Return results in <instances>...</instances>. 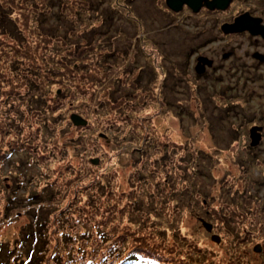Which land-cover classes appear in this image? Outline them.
<instances>
[{"label":"rangeland","instance_id":"obj_1","mask_svg":"<svg viewBox=\"0 0 264 264\" xmlns=\"http://www.w3.org/2000/svg\"><path fill=\"white\" fill-rule=\"evenodd\" d=\"M28 1L0 0V8L11 21L1 24L0 19V239L18 247L34 238L33 230L38 234L40 225L41 240L71 246L73 241L61 233L69 231L73 235L96 224L107 234L108 242H98V250L92 249L97 243L85 249L87 255L98 258L108 243L117 241L121 249L118 253L136 251L142 262L150 264H264V226H253L262 217L264 222V187L258 198L251 192V188L257 190L254 180L262 182L264 178V164L260 167L247 161L250 156L243 148L251 142L258 156L264 158V121L256 119L264 110V38L252 43V36L219 34L216 29L226 20V13L207 15L201 9L194 14L187 9L189 13L179 19L180 13L174 17L159 0H53L46 6ZM115 2L122 9L111 4ZM33 4L37 10L31 9ZM256 4L262 6L264 1L256 0ZM262 9L264 14V6ZM231 10L236 11V6ZM45 26L59 34L47 35ZM208 33L216 40L201 46L203 37L213 38ZM191 47L199 48L196 57L190 58L192 76L174 89L169 84L174 78L166 81L165 74L176 65L181 72L191 70L187 66ZM111 48L123 50V57L116 52L109 57L113 63L108 64L110 74L116 65L124 63L144 66V82L149 75L164 80L166 90L162 92L168 95L164 97L167 102L154 119L161 125L162 132L157 133L168 131V139L191 140L189 161L197 167L192 185L198 190L194 189L197 191L190 202L191 167L187 171L191 177L185 176V184L176 187L184 190V194L177 191L176 198H186L185 203L174 208L165 205L168 192L152 169V160L162 161V171L169 170V178L161 176L164 183L170 184L172 177H177L170 171L167 158L172 155H164L162 150L171 141L159 148L154 134L146 143L144 157H133L128 152L130 145L122 154L112 156L119 144L100 136L103 127L94 132L95 142L70 126L71 114L85 119L80 111L92 112L94 106L85 105L94 93L80 87L84 83L94 89L91 81L98 79L87 78L91 71L88 64L95 59L107 63L103 54ZM37 50L42 55L34 57ZM85 54L89 56L83 57ZM195 70L202 72L197 74ZM116 74L123 73L118 70ZM198 76L201 82L196 83L193 78ZM36 84L41 88L36 92L39 95L26 105ZM227 85L230 87L224 92ZM63 91L68 92L66 105L58 111L63 101L57 95L63 96ZM84 92H88L86 102ZM223 92L227 95L224 100ZM235 94L243 95L245 101ZM150 101H133L131 117L137 111L153 113L159 99ZM137 103L143 106L135 109ZM243 116L255 119L249 135L240 133L243 138L238 139L234 137L235 122ZM39 117L44 120L39 121ZM126 119H122L121 132L115 135L119 143L131 126ZM98 123L96 120L94 124ZM109 134L112 136V130ZM131 140L134 146L144 143L141 136ZM194 150L200 152L197 158ZM136 170L146 176L145 183L129 177ZM157 188L161 193L157 194ZM233 194L236 198L230 202ZM203 196L210 197L212 208L200 204ZM168 203H172L171 197ZM200 217L208 218L217 230L208 231L199 223Z\"/></svg>","mask_w":264,"mask_h":264},{"label":"trees","instance_id":"obj_2","mask_svg":"<svg viewBox=\"0 0 264 264\" xmlns=\"http://www.w3.org/2000/svg\"><path fill=\"white\" fill-rule=\"evenodd\" d=\"M22 1L24 2V1H28V0H22ZM31 1H34L33 3L44 4V6H46L45 5L46 2H53V0H40V1L39 0H30V2ZM159 2L160 3L162 2L163 3V4L161 3L162 6L165 7L171 14L174 13V11L171 10V8L166 4L165 1L159 0ZM49 4H50L49 6H51V3H49ZM111 4L120 6L116 2L111 3ZM30 7L32 10H34V9L37 10V8H38V7L36 8L35 4H33V6L31 5ZM120 8L122 9L121 6H120ZM8 12H9V10H8ZM41 18H44V17L42 16ZM0 19L2 21L1 24H3L5 21L9 20L6 17L5 11L3 10L2 7L0 8ZM179 19H181V18H179ZM105 24L107 25V27H110L109 24L107 23V21L105 22ZM0 26H2V25H0ZM36 28L39 29L38 32L43 33V29L41 27H39V28L36 27ZM45 30L47 32V35L48 34H54V36L56 37L59 34V33H54L52 31L50 32L46 28V26H45ZM4 31L7 32V30H4ZM68 31H69V28H67L66 32H68ZM15 32L16 31L14 29L11 32V34H13ZM107 33H108V30H107ZM208 34H211V33H208ZM17 35H19V34L17 33ZM17 35L14 34L12 36H14L15 39H19L17 37ZM228 35H231V34L228 33ZM211 36H213V35L211 34L210 37ZM114 37L118 38L117 35H114ZM220 39H221V37H220ZM214 40H216V37H214V36H213V38H209L208 36H205L201 39V41H202L201 46H205ZM97 46H100V44H97ZM198 50H199V48L191 47L187 51V55H188L187 66L191 69L189 72H181L180 66L176 65L174 67L171 66L169 72L165 74L164 80H166V81L167 80L169 81V78H174V80L169 82V84L171 86H173L174 89H176L178 87V85L180 86L181 82L187 80L189 77L192 76L191 72H193V65H192L193 62H190V58L193 55H194V57H196ZM109 51H111V52H107L106 54H103L104 57H107V59H106L107 63H106V61H103V63L98 62L95 59L88 64L89 66H91V69H90L91 71H88L89 73H88L87 78L90 79V81L92 79H98V80H96V82H95V80L91 81L93 86H94V89L89 88L84 83H82V85L80 87L81 91L92 92V93H94L93 96L97 97V98H95V97L89 96L88 97L89 101L86 102L85 95H87L88 92H84V94L82 95V98L84 97L83 101L86 102V104H87V105H85V107L94 106L91 113H90L89 109H83L82 111H80L82 113V115L85 117V119L87 120V122L85 124H80V125H78V124L74 125L73 122H71L70 126L75 128V129L77 128V129L81 130L82 134L88 135L90 137V140H94L95 142H97L96 141L97 139L92 138L95 135L94 132H96V131L100 132V129L103 127L102 129L104 131L103 132L101 131L102 135H100V136L105 137V138L109 137L119 144V148L113 154H111L112 156L119 154V153L122 154V152H125L126 150H128V147L130 145L131 148L128 152L134 154L133 157H136L137 155H138L137 159L144 157L146 154V151H147L146 150V143L150 142L151 139L149 137L153 136L154 134H155V136H158L157 141L155 143H156V145L158 144L157 147H159V148H161V145L163 142H170L171 141L170 146L168 147V145H163L162 150L164 152V155H166V154L172 155V156H168L167 158L171 162L170 169H172V170H170V171H173L176 174L177 177H175V178H177V179L172 177L170 184L164 183V182H166V180L164 178H161V176L164 174L167 176V173L169 172V170H165V172L162 171V161L161 162H157V161L154 162L152 160V163H153L152 167L153 168L152 167L151 168L155 169L154 172L160 178V180L163 184L164 191L168 192L167 194H165L166 195V198H165L166 202L163 200L165 205L166 206L172 205V207L174 208V206L178 205L179 203L181 205H183L185 203L184 200L186 198L184 200H183V198H180V199L176 198L178 192H180L181 194H184V190L183 189L176 190V187H177V184H185L184 178H185V176L189 177L190 174H188L187 171H189L188 169L191 167L192 178L190 179V181L188 179V181L190 182L191 190L187 192V194H188L187 199H188V202H190V200L192 198V194H194L195 191L198 190V188H194V186L192 185L194 171L197 167L196 166H195L196 168L192 167L193 165H191L190 161H189V159L191 158L190 153H189L191 140H189V141H187V140L177 141L175 139L174 140L168 139L166 136V135H168V131H166L165 133H157V132H162L161 130H159L161 125L158 121H156V119H154V117L159 116L160 112H162V109L165 106V102H167V100L164 97H166L168 95H164V93L162 92L163 90H166L164 80L159 81L157 78L154 77V75H149V77L147 78L148 81L144 82V80L146 79V77H144V71H145L144 66H142L140 68L129 67L124 63L120 64V65L119 64L116 65L114 73L110 74L109 68H111V67L110 66L108 67V64H113V63L109 60V57L115 52H116V55L118 57H123V52H122L123 50H121V49L117 50V48H111V49H109ZM37 52H38V54L33 53L34 57H39L42 55L40 53V50H37ZM74 56H76V53ZM86 56H89V55L85 54L83 57H86ZM98 59H100V58H98ZM102 59L104 60L105 58H102ZM102 59H100V60H102ZM39 63H40V65H42L41 62H39ZM99 64H101V65H99ZM106 64H107V67H105ZM118 70L122 71L123 74L117 75L116 73ZM201 70L204 72V69H201ZM195 72L197 74L201 73L199 70H195ZM83 73L85 74V71ZM50 74L54 75L53 72L52 73L50 72ZM91 75H92V77H91ZM200 76H198L197 78H193V80H195L196 83L201 82ZM35 87H36L35 88L36 91L33 90V93L31 94L30 100L28 101V103H26V105H29L31 103L33 96L39 95L36 92H37V90H41V88H40V86H38V84H36ZM229 87H230L229 85L225 86L224 92L225 91L227 92V88H229ZM224 92L221 95L222 100L226 99L225 97L227 96V95L225 96ZM63 93H64L63 96H61L60 94L57 95V97H60L63 101V103L61 105H58V111H61V108L66 105L65 99L67 97L68 92L63 91ZM99 95L102 96L103 98H98ZM232 95H234V94H232ZM235 95L236 96H234V97L241 99V101H245V99H246L241 94H235ZM160 96H162V98H160ZM129 97H131V99ZM155 98H158L159 101L156 104L155 108L152 110L153 113L146 115L140 111H137L136 116H134L133 118L131 117L130 113L132 112L131 110H133V108H130V106H132L133 101L138 102L140 104H143L144 102H151L150 100L154 101ZM74 105L75 104H73L72 107H74ZM133 106L135 109H137L139 107H142L143 105L138 104V105H133ZM66 108L68 109L69 107H66ZM100 109H102L101 112L99 111ZM123 110H125V112H123ZM227 110H230V109H227ZM157 111H159V112H157ZM104 114H106L105 119H104ZM34 115L35 114H33L31 116V119ZM39 115L40 114L37 113V116H39ZM124 117L128 118V119H126V121L131 126L129 128V131H127V133H126V136H123L120 138L121 141L119 143L115 139V135L119 134V132H121L122 119ZM247 117L246 116L240 117L235 122L237 126H236V128H234V132H235L234 137L237 136L238 139L243 138L239 135L240 133H242L243 136L249 135L250 128L252 126L251 121H252V119H255V116L254 117L253 116L248 117V118ZM259 117H260V119H259ZM31 119H30V121H31ZM256 119H258V121H264V110H263V113L261 114V116L259 115L258 117H256ZM38 120L42 121V120H44V117H39ZM96 120L99 122L97 125L94 124ZM238 120H239V122H238ZM35 121H36V119H35ZM243 123H244V126L248 127L247 129L246 128L244 129ZM111 130L113 132L112 136L109 134L111 132ZM134 131H137L138 133H134ZM100 136L98 135V138ZM134 136H137V137L141 136L144 139V141H143L144 143H141L139 145L136 144L134 146V144L132 143V140H131V138H134ZM247 141L249 142V140H247ZM250 144H251V142H250ZM250 144L248 143L247 147H246V145H245V147H243L245 149L247 157L250 156V158H247V161H251L253 164H258L260 162H261V164H263L264 160L262 161V159H260V157L258 156L257 150L255 148H253L254 146H252ZM126 146H128V147L126 148ZM124 147H125V149L123 150ZM239 148H242V147H239ZM13 152H17V150L13 151ZM193 152H194L193 155H196L195 158H197L198 155H200V152L198 150H194ZM107 153L108 152L105 151V155ZM251 162H249L247 165L249 166L251 164ZM241 165H243V164H241ZM243 169H245L244 170L245 173L249 172L247 168H243ZM129 177L131 179H133L135 177L136 180L139 181V184L141 183V181L143 183H145V180H146V176L141 174L140 170H136L135 172H132V174ZM190 177H191V175H190ZM167 178H169V176H167ZM256 180H254L253 186H256L257 190L254 191V189L251 188V192L257 193L256 198H258V197H260V196H258L260 189L264 187V178H263V180H261L262 182L256 181ZM96 189L98 192L99 187H96ZM194 189H197V190L194 191ZM232 190H233V187H232ZM158 193H161V192H159V189L157 188V194ZM197 196H199V195L197 194ZM252 196H254V194ZM170 197H171V202L173 204L168 203V200L170 199ZM230 197H231L230 202H233V200L236 198L234 196V194H233V196H230ZM202 198H204V199L200 200V204L203 207H206L207 209L212 208L209 206L210 205V203H209L210 197L206 198L203 196ZM177 201H179V202H177ZM136 202L140 203V199L137 198ZM222 204H225L224 201ZM222 204H220V205H222ZM231 205H232V203H230L229 207H231ZM229 207H225V208L228 209ZM177 208H179V206H177ZM221 216H223V215H221ZM200 218H202V217H200ZM204 220L208 221V218H205ZM222 220H223V218H222ZM35 221L37 223V219ZM262 221H263V217H262ZM255 222H256V224H255ZM255 222H254L253 226L258 227V225H259L258 223H260L259 219ZM199 223L200 224L202 223L201 219H199ZM39 226H37V230L39 233L37 234L36 231L33 230L35 233L34 238L29 240L28 242H26V241H24L22 243L20 242L21 244L18 247L17 246L14 247L13 245H10L8 241L0 239V264H77V263L78 264H150L148 262L147 263L142 262L139 259L140 254L137 255V253H134L136 251L131 252L129 250V251L125 252L126 254L118 253L121 249L119 248L118 245H116L115 242H117V241H112V242L108 243V245L105 247V249L100 251L101 256L99 258L96 256L87 255V251L85 248L89 249V247H91L93 245V243H97V244L92 246V249L97 248L96 250H98V246H99L98 242H100L101 244H103V243L105 244L108 242L107 234L103 230H101L100 227L96 224L88 225V229H83L82 231H75L73 235H70L69 231H65L64 233H61V236L64 235V238L70 239V241H73L71 246H66V245L63 246L62 245L61 247L56 243L50 244L48 242V240H41V236L43 234L40 233L41 227H39ZM259 227H260V225H259ZM56 229H58V227H56ZM213 230L215 231L217 229L214 228ZM54 231H55V229L53 228L52 232H54ZM214 231H212V233ZM229 231H232V230H229ZM29 233L30 232H28V234ZM226 234L229 235L230 239L232 238V235H230L229 233H226ZM94 238H97V239H94ZM24 245H26L27 249L24 248ZM96 250H94V251H96ZM34 253L35 254L40 253V254H38L36 257H34L35 256Z\"/></svg>","mask_w":264,"mask_h":264},{"label":"flooded vegetation","instance_id":"obj_3","mask_svg":"<svg viewBox=\"0 0 264 264\" xmlns=\"http://www.w3.org/2000/svg\"><path fill=\"white\" fill-rule=\"evenodd\" d=\"M206 1H210V0H202V2L200 4V6L198 7L197 11L203 9L204 11H207V12H205L207 15L211 14V13H226L228 16H227L226 20L222 21L223 23L221 22L222 24L233 22L234 19L237 16L243 14L244 12H247L252 17L260 18L261 19L260 20V24L264 25V14L262 12V10H263L262 8H263L264 5L259 6L258 4H256V0H235V1L234 0H230L229 3L223 8H221V7H209V6L206 5ZM257 1H260V0H257ZM261 1H264V0H261ZM165 2H166V0H165ZM233 5L236 6V11L234 10V12H232V10H231V7ZM229 6H231V7H229ZM187 9L191 10V13L195 12L186 3H183L182 6L180 7V9H178V10H173L171 8V10L174 11V13H172V14L174 15V14H177V13L179 14L180 13L179 14L180 15L179 18H181V19L185 17L184 14L187 15V12H188ZM213 11H215V12H213ZM196 16H198V15H196ZM203 16H204V14H202L201 17H203ZM221 23H220L219 28L217 27V29H216V32H218L219 34L220 33H225V34L229 33L231 35L236 34V35H238V37H243V35H244V37L245 36H252V39H253L252 43H257L263 37L260 33L252 34L247 29L239 30V31H235V32H224L223 29L221 28V25H222ZM254 39H255V42H254ZM261 129H263V127ZM262 134L264 135V129H263ZM260 159H262V161L264 160V158H260ZM255 165L262 167L261 166V162L258 163V164H255Z\"/></svg>","mask_w":264,"mask_h":264},{"label":"water","instance_id":"obj_4","mask_svg":"<svg viewBox=\"0 0 264 264\" xmlns=\"http://www.w3.org/2000/svg\"><path fill=\"white\" fill-rule=\"evenodd\" d=\"M230 0H210L206 1V5L209 7H225ZM202 0H166V4L172 8L173 10H178L182 6L183 3H186L189 5L194 11L198 9L200 6ZM260 18H255L250 16L247 12H244L243 14L237 16L233 22L230 23H224L221 25V28L224 32H235L239 30L247 29L252 34H258L260 33L264 37V25L260 24ZM71 118L74 122V124H85L86 120L82 118L79 114H71ZM202 220V224L204 227L210 231L212 228V224L203 218H200ZM214 236V235H213ZM217 237V236H215ZM216 240H218L216 238Z\"/></svg>","mask_w":264,"mask_h":264},{"label":"bare ground","instance_id":"obj_5","mask_svg":"<svg viewBox=\"0 0 264 264\" xmlns=\"http://www.w3.org/2000/svg\"><path fill=\"white\" fill-rule=\"evenodd\" d=\"M262 222V223H261ZM260 223H258L259 225H260V227H262V226H264V222L263 221H261ZM258 225V226H259Z\"/></svg>","mask_w":264,"mask_h":264}]
</instances>
